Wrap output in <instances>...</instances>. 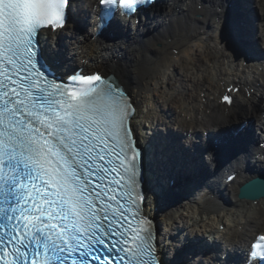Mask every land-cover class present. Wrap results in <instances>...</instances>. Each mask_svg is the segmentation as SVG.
<instances>
[{"label": "snow or ice", "instance_id": "1", "mask_svg": "<svg viewBox=\"0 0 264 264\" xmlns=\"http://www.w3.org/2000/svg\"><path fill=\"white\" fill-rule=\"evenodd\" d=\"M149 2L97 0L101 24ZM69 8L0 0V264H164L143 184L164 195L171 158L135 137V108L115 77L51 71L59 53L39 37L65 27ZM248 261L264 264V235Z\"/></svg>", "mask_w": 264, "mask_h": 264}, {"label": "bare ground", "instance_id": "2", "mask_svg": "<svg viewBox=\"0 0 264 264\" xmlns=\"http://www.w3.org/2000/svg\"><path fill=\"white\" fill-rule=\"evenodd\" d=\"M251 1L263 46L262 59L254 57L247 65L243 63V49L235 40L237 21L227 11V0H172L164 4L160 14L149 17L148 24L140 23L129 31L124 27L115 40L102 33L93 41L88 37L95 31L96 0H78L82 15L89 21L79 20L78 27L77 23L69 24L45 35L47 47L54 46L59 54L65 52L72 57L71 66L87 60V67L114 72L136 104L132 123L141 143L157 127L169 128L172 136L181 135L187 142L193 135L198 140L204 131L227 135L228 128L253 119L247 136L252 143L238 144L235 153L224 152L225 162L216 163L214 170L220 176V170L236 168L239 180L223 188L214 186L209 190L213 198L195 196L191 191L179 193L177 184L167 186L170 194L161 196L153 190L154 184L146 181L149 213L162 224L161 250L165 254L169 250L165 238L179 230L181 236L188 228L198 234L213 232L222 241L220 246L231 251H239L242 241L264 231V198L239 200L235 195L242 181L264 173V147L260 146L264 141V0ZM199 2L203 4L201 10L197 9ZM241 21L249 20L245 17ZM241 54L244 58L238 61ZM231 82L239 83L241 89L235 94L234 104L226 107L219 98ZM248 126L249 122L243 134ZM218 194L230 198L228 206L218 202ZM178 252L179 256L183 253ZM215 257L208 251L205 258ZM178 258L188 259L190 255Z\"/></svg>", "mask_w": 264, "mask_h": 264}, {"label": "water", "instance_id": "3", "mask_svg": "<svg viewBox=\"0 0 264 264\" xmlns=\"http://www.w3.org/2000/svg\"><path fill=\"white\" fill-rule=\"evenodd\" d=\"M237 198L241 200L264 198V175L257 176L242 185L237 194Z\"/></svg>", "mask_w": 264, "mask_h": 264}, {"label": "rangeland", "instance_id": "4", "mask_svg": "<svg viewBox=\"0 0 264 264\" xmlns=\"http://www.w3.org/2000/svg\"><path fill=\"white\" fill-rule=\"evenodd\" d=\"M182 264V263H181Z\"/></svg>", "mask_w": 264, "mask_h": 264}]
</instances>
